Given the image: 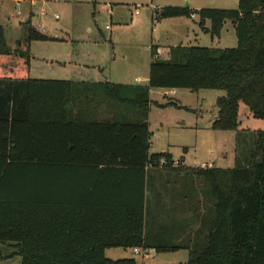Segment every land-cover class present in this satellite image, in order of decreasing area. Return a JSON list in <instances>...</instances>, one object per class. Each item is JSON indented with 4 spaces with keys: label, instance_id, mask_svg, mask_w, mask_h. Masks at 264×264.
Returning <instances> with one entry per match:
<instances>
[{
    "label": "trees",
    "instance_id": "trees-1",
    "mask_svg": "<svg viewBox=\"0 0 264 264\" xmlns=\"http://www.w3.org/2000/svg\"><path fill=\"white\" fill-rule=\"evenodd\" d=\"M196 13L202 29L206 20L211 22L208 32L214 38H220L226 21L232 22L238 46L172 48L168 60L151 62L148 86L34 79L31 43L44 36L30 28L26 40L11 50L0 24V243H13L21 264H136L132 259L112 261L106 251L150 248L146 169L159 168L161 159L171 168L173 161L168 153L149 152L151 91L225 92L217 100L212 124L218 132L239 130L242 104L253 118L264 120V0H239L237 10L167 7L154 16ZM156 54L153 47L152 56ZM104 105L129 110L135 117L80 123L95 124L97 130L64 128L79 124L65 120L67 115L96 113ZM258 135V153L247 167L199 171L216 201L215 216L204 246L187 248L188 264H264V156L257 159L264 154V131ZM93 149L96 154L88 152ZM82 156L95 157L96 164L121 165L129 173L127 198L91 205L61 199L58 167ZM48 173L52 183L46 187Z\"/></svg>",
    "mask_w": 264,
    "mask_h": 264
},
{
    "label": "rangeland",
    "instance_id": "rangeland-1",
    "mask_svg": "<svg viewBox=\"0 0 264 264\" xmlns=\"http://www.w3.org/2000/svg\"><path fill=\"white\" fill-rule=\"evenodd\" d=\"M75 1L0 0V24L11 50L16 49L19 41L26 40L30 28L44 36V39L31 43V53L38 58L34 62L32 78L75 81L89 77L95 79L94 75L103 72L115 82H131L139 77L147 83L151 47L153 44L169 46L175 41L171 39L172 33L184 37L191 35V42L186 41L184 46L218 49L238 46L235 27L230 21L225 22L220 38H214L203 31L199 18L157 19L154 13L158 8H151L152 0H94L87 4H76ZM238 5L239 0H209L206 8L237 10ZM183 6L187 7L188 3ZM194 31L198 37L193 35ZM158 59L163 60V57ZM83 67H90L84 70L88 75L81 74ZM224 95L225 92L216 90L164 88L151 93L149 152L172 155L174 161L181 163L177 170L191 174L193 210L202 216L199 225L205 235L198 239L200 247L204 246L211 231L216 201L199 171L206 166L222 169L247 167L258 153V134L264 131V120L253 118L243 104L239 115L241 125L236 133L215 131L212 123L218 116L217 100ZM122 112L129 120L135 117L131 111L115 105L112 109L104 105L96 111ZM263 156L259 153L257 159L261 160ZM181 161L187 168L182 167ZM154 196L147 186L145 217L148 221L154 211ZM197 221L194 219V223ZM171 243H162L160 246L167 248L162 251L156 247L138 248L139 253L134 249H112L107 252V258L117 260L123 256L134 259L136 264H188L189 251L170 249ZM1 255L12 257L0 258V264H21V257L15 254V250L2 248Z\"/></svg>",
    "mask_w": 264,
    "mask_h": 264
},
{
    "label": "crops",
    "instance_id": "crops-1",
    "mask_svg": "<svg viewBox=\"0 0 264 264\" xmlns=\"http://www.w3.org/2000/svg\"><path fill=\"white\" fill-rule=\"evenodd\" d=\"M94 0H76V4H87L92 3ZM209 0H152L151 8L161 10L167 7L174 8H190L193 11H199L201 9H210L206 8ZM188 3L187 7L183 5ZM184 17H178L173 19H179ZM192 18V16H191ZM194 18H199L198 14H195ZM172 19V18H168ZM200 20V18H199ZM208 21L204 22L203 31L208 34L211 28V22L208 27ZM29 25V24H28ZM193 35L198 37V34L194 31ZM179 34H173L172 38L175 39L174 42L169 44V46H159L154 45L151 48L157 49L156 56H152L151 62L154 58L163 57V60H168L170 58V52L172 48L175 47H190L184 46L186 41H190L189 34L182 36ZM184 37V38H183ZM34 42V41H33ZM222 40L219 42L221 43ZM38 58L35 57L32 53L31 69L30 75L35 69L34 62ZM58 63V62H57ZM62 65V63H60ZM151 64V63H150ZM82 68V66H79ZM90 67L84 68L81 74L88 75ZM99 71L102 72V69L99 67ZM78 73V72H76ZM150 75V72H149ZM32 77V76H31ZM94 78H86L81 80H68L77 83H89V84H122V85H132V86H148L149 78L147 83H143L142 79L139 77L135 78L131 82H115L110 79L108 76L104 75L102 72L100 75H94ZM37 79V78H34ZM56 80V79H51ZM154 91V90H153ZM151 91V93L153 92ZM123 119L128 120L127 114H110V113H91V114H70L67 115L65 120L70 122L79 123L76 125H64L65 129H92L97 130L95 124L93 125H84L80 124L83 122H95V123H106L113 121H122ZM214 122V121H213ZM213 124V123H212ZM236 133V132H235ZM234 133V134H235ZM98 150L93 149L88 152L91 154H96ZM67 153V150H64ZM81 156V155H80ZM89 158V159H88ZM76 157L73 162L67 163L64 166L58 167V174L56 177L57 182V194L61 199L71 200L74 203H97L100 201H123L127 198V183H128V172L122 171L121 165H111L108 163L96 164L95 157ZM88 159V160H86ZM85 160V161H84ZM182 162V161H181ZM182 167H186L182 162ZM187 168V167H186ZM205 168H218L212 166H206ZM222 169V168H221ZM179 170V169H178ZM177 169L171 168H148L147 172V181L148 187L154 193V211L151 215V220H147L145 217V234L147 241L150 245V248H155L160 246L162 243L172 241L173 245H181L183 248L187 249L194 245H198L202 237L205 235L200 231V221L202 216L199 212L194 213V202L192 199L193 196V179L188 171H178ZM52 173L47 174L48 179L46 187L51 185L52 179H50ZM135 180L138 181V175H135ZM131 178H134L132 175ZM146 215V214H145ZM194 219L198 220L194 223ZM209 233L206 232V234ZM199 239V240H198ZM171 243V245H172ZM15 245L13 243H0V258L9 259L12 255L6 256L1 255L2 248H9L15 250ZM118 249V248H113ZM122 249V248H119ZM149 249V248H148ZM109 249L107 252L111 251ZM188 250V249H187ZM189 251V250H188ZM16 254V250H15ZM18 256V255H17ZM112 261L131 259V258H122L120 259H111ZM134 260V259H132Z\"/></svg>",
    "mask_w": 264,
    "mask_h": 264
},
{
    "label": "built area",
    "instance_id": "built-area-1",
    "mask_svg": "<svg viewBox=\"0 0 264 264\" xmlns=\"http://www.w3.org/2000/svg\"><path fill=\"white\" fill-rule=\"evenodd\" d=\"M17 9H20V5L19 4H17ZM20 14V13H19ZM195 17V15L193 14L192 15V18H194ZM166 166H168V162H167V160L166 159H161L160 160V162H159V167H161V168H165ZM181 166V163H180V161H172L171 162V164H170V167L172 168V169H177V168H179ZM148 168H153L151 165H149L148 167H147V169ZM204 169V168H203ZM134 252L135 253H139L138 252V249H134Z\"/></svg>",
    "mask_w": 264,
    "mask_h": 264
},
{
    "label": "water",
    "instance_id": "water-1",
    "mask_svg": "<svg viewBox=\"0 0 264 264\" xmlns=\"http://www.w3.org/2000/svg\"><path fill=\"white\" fill-rule=\"evenodd\" d=\"M30 22H28V24H29Z\"/></svg>",
    "mask_w": 264,
    "mask_h": 264
}]
</instances>
